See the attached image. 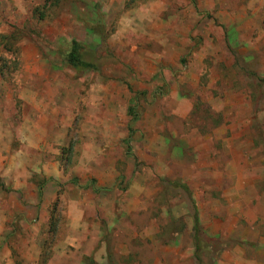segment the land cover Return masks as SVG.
Instances as JSON below:
<instances>
[{
	"label": "rangeland",
	"instance_id": "1",
	"mask_svg": "<svg viewBox=\"0 0 264 264\" xmlns=\"http://www.w3.org/2000/svg\"><path fill=\"white\" fill-rule=\"evenodd\" d=\"M0 69V264H264V0H0Z\"/></svg>",
	"mask_w": 264,
	"mask_h": 264
},
{
	"label": "trees",
	"instance_id": "2",
	"mask_svg": "<svg viewBox=\"0 0 264 264\" xmlns=\"http://www.w3.org/2000/svg\"><path fill=\"white\" fill-rule=\"evenodd\" d=\"M84 48V46L81 43H78L76 41H71L70 42V50L67 52L66 56H65V63L68 64L69 66L73 67V68H88V69H92V64L89 61H86L82 58L81 56V50ZM1 70V69H0ZM260 81V80H259ZM261 84H264V81H260ZM128 114L131 116V118H134V112H132L130 110V108L127 109ZM131 130H129L128 134H130ZM129 137L130 135H128L127 138L124 139V144L126 145V151L128 153L129 151ZM71 181L76 182L75 179H71ZM174 185H176L177 187L182 188V190L186 192V188L184 187L183 184L179 183V182H173ZM37 188L40 190V184L37 185ZM192 219H193V225H192V229H193V239H194V243L196 245V243H198L199 237H198V226H197V217H196V212L195 209L192 205ZM196 247V246H195Z\"/></svg>",
	"mask_w": 264,
	"mask_h": 264
},
{
	"label": "crops",
	"instance_id": "3",
	"mask_svg": "<svg viewBox=\"0 0 264 264\" xmlns=\"http://www.w3.org/2000/svg\"><path fill=\"white\" fill-rule=\"evenodd\" d=\"M23 171H24V170H23V168H22L21 173H22V175H23V178H25V174L23 173ZM18 182H19V180L17 179V180H16V183H18ZM16 185H17V184H16ZM18 185H20V184H18ZM14 188H16V187H14Z\"/></svg>",
	"mask_w": 264,
	"mask_h": 264
}]
</instances>
